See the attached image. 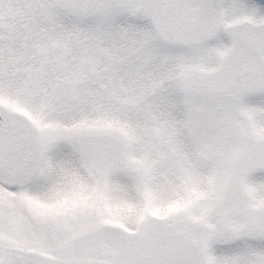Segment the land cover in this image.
I'll use <instances>...</instances> for the list:
<instances>
[{
	"label": "snow or ice",
	"instance_id": "6c2138e0",
	"mask_svg": "<svg viewBox=\"0 0 264 264\" xmlns=\"http://www.w3.org/2000/svg\"><path fill=\"white\" fill-rule=\"evenodd\" d=\"M0 264H264V0H0Z\"/></svg>",
	"mask_w": 264,
	"mask_h": 264
}]
</instances>
